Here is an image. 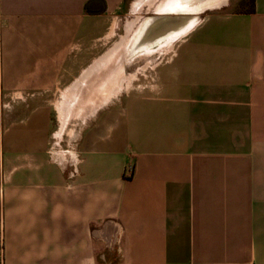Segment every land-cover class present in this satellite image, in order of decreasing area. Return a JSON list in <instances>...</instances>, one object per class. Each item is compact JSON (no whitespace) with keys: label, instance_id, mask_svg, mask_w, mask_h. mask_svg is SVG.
<instances>
[{"label":"crops","instance_id":"0c3cea01","mask_svg":"<svg viewBox=\"0 0 264 264\" xmlns=\"http://www.w3.org/2000/svg\"><path fill=\"white\" fill-rule=\"evenodd\" d=\"M253 1L158 48L146 88L95 104L127 0H0V264H264Z\"/></svg>","mask_w":264,"mask_h":264},{"label":"rangeland","instance_id":"374dc122","mask_svg":"<svg viewBox=\"0 0 264 264\" xmlns=\"http://www.w3.org/2000/svg\"><path fill=\"white\" fill-rule=\"evenodd\" d=\"M219 1V5L206 7L199 12L198 6L205 0H127L126 11L117 20L116 35L110 39L111 49L104 56L117 46L118 49L96 78L98 95L93 100L95 104L103 101V96L119 93L120 83L121 92L129 89L136 92L146 88L141 86L143 76L149 75V64L152 58H156L158 48L180 42L192 26L210 13L241 10L247 5L244 0ZM179 3L183 7L188 5L189 10L181 11L177 8ZM151 31L156 32L155 35L151 36Z\"/></svg>","mask_w":264,"mask_h":264},{"label":"bare ground","instance_id":"6f19581e","mask_svg":"<svg viewBox=\"0 0 264 264\" xmlns=\"http://www.w3.org/2000/svg\"><path fill=\"white\" fill-rule=\"evenodd\" d=\"M180 2V1H179ZM221 3V1H219V0H205V2L203 3V4H201L200 6H198V7H200V9H198L197 11H199V12H201V11H203L206 7H212V6H217V5H219ZM186 7V8H185ZM177 8H180V10L181 11H185V10H189L188 9V5H186V6H182V4H177ZM176 8H172V10H175ZM193 18H195V17H193ZM193 18H191V19H193ZM147 33H148V31H147ZM155 33L156 32H153V31H151V36H153V35H155ZM172 34H173V32H172ZM131 41V40H130ZM117 49H118V46L115 48V49H113V50H111L107 55H105L104 57H101L100 59H99V61L97 62V64H96V66H95V71L97 72V71H99L100 69H103L106 65H107V63H108V60H109V58L117 51ZM97 61V60H96ZM116 70V69H115ZM117 78V77H116ZM131 78V77H130ZM118 80V79H117ZM120 85H121V83L119 84V87H120ZM108 94H109V92H108ZM106 97V96H105ZM107 98V97H106ZM104 101V100H103Z\"/></svg>","mask_w":264,"mask_h":264},{"label":"trees","instance_id":"16d2710c","mask_svg":"<svg viewBox=\"0 0 264 264\" xmlns=\"http://www.w3.org/2000/svg\"><path fill=\"white\" fill-rule=\"evenodd\" d=\"M247 5L244 9H241V10H235L234 12H244V13H251L254 11V1L253 0H244Z\"/></svg>","mask_w":264,"mask_h":264},{"label":"built area","instance_id":"2783aa9c","mask_svg":"<svg viewBox=\"0 0 264 264\" xmlns=\"http://www.w3.org/2000/svg\"><path fill=\"white\" fill-rule=\"evenodd\" d=\"M126 172H127L128 174H131V173L133 172V165H132V164H129V165L127 166V168H126Z\"/></svg>","mask_w":264,"mask_h":264}]
</instances>
